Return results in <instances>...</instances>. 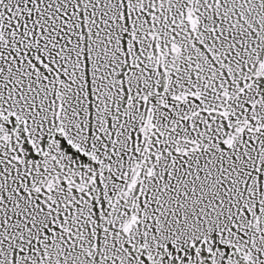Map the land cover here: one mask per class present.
<instances>
[{
	"label": "snow or ice",
	"instance_id": "6c2138e0",
	"mask_svg": "<svg viewBox=\"0 0 264 264\" xmlns=\"http://www.w3.org/2000/svg\"><path fill=\"white\" fill-rule=\"evenodd\" d=\"M0 264H264V0H0Z\"/></svg>",
	"mask_w": 264,
	"mask_h": 264
}]
</instances>
